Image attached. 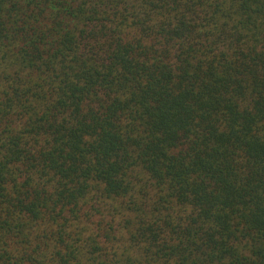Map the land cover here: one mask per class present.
I'll return each instance as SVG.
<instances>
[{"label": "trees", "instance_id": "trees-1", "mask_svg": "<svg viewBox=\"0 0 264 264\" xmlns=\"http://www.w3.org/2000/svg\"><path fill=\"white\" fill-rule=\"evenodd\" d=\"M0 264H264V0H0Z\"/></svg>", "mask_w": 264, "mask_h": 264}]
</instances>
